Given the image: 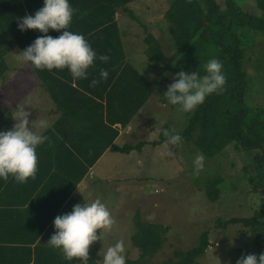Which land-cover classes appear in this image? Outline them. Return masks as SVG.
Returning <instances> with one entry per match:
<instances>
[{
    "label": "trees",
    "instance_id": "trees-1",
    "mask_svg": "<svg viewBox=\"0 0 264 264\" xmlns=\"http://www.w3.org/2000/svg\"><path fill=\"white\" fill-rule=\"evenodd\" d=\"M136 1L138 0H68L74 14L67 30L83 35L97 57L109 56L107 63H101L99 59L95 61L94 68L89 69L87 79L73 80L67 68L62 71L57 69L51 72L46 69L41 71L26 63L25 69L36 77L60 115L53 127L42 134L49 137L51 146L49 142H45L38 146L36 151L44 150L52 154L61 146L65 150H71L66 146L75 149L72 140L67 138L61 141L60 135L67 134V130L73 125L82 132H92L93 126L98 125L96 122L100 123V136L95 139L98 147L95 148L94 155L80 159L86 163V168L81 167L77 171L74 186L105 151L129 154L131 151L140 152L147 144L154 147L164 145L166 138L163 136V130H170L168 126H163L159 133V141L150 143L140 141L133 146L125 144L121 147L114 144L117 132L111 126L114 124L127 126L157 89L127 61L115 20V14L120 11L130 20L136 21L135 14L128 8L129 4ZM232 1L234 0H226V9L221 11L216 0H170L164 14L167 21L170 58L165 59L162 46L151 34L146 36L145 56L151 64H163L162 73L157 71L156 74L158 87L162 86L170 75L173 76L170 85L174 83L180 71L199 72L200 75H204L205 68L196 69L193 66L197 62L206 66L209 60L215 58L222 63L226 76L223 93L208 95L204 103L191 114L188 126L179 135L183 142H193L205 158L219 155L231 144L239 152L259 150L260 155L257 154L254 158L253 172L258 173V178H264V123L260 121L261 111L254 114L242 102L248 83L242 67L243 45L240 44L237 31L241 30V36L246 30L264 33V0H255L259 15H249L247 11H240ZM43 5L44 0H0V76L6 73V59L15 49L22 52L38 37L44 35L38 30L21 32L18 27L26 15L34 16ZM47 35L56 38L62 35V31L49 30ZM101 68L107 70V80L100 78ZM93 79L99 80L95 87L91 86ZM165 93L158 101L174 109L176 106L167 101ZM77 106L81 107L80 111L75 110ZM67 107L74 109L67 110ZM73 113L80 119L74 124L70 120ZM75 142L81 145L78 141ZM93 144L92 137L91 140L84 142L85 147L90 145L88 148L90 150ZM72 160L78 163L79 159L71 156L69 161ZM79 165L82 166V162ZM218 183L219 180L216 179L205 188L206 197L211 202L218 199L219 191L216 188ZM10 213L8 211L0 214L2 234L0 264H81L77 259L66 260L60 250L36 244V239L28 237L27 228L21 227ZM139 221L138 218L133 221V227L138 223L139 230L130 235L135 253L126 257V264H197V260L211 246L208 233H202L195 247L176 250L173 252V259L155 263L153 257L164 246L168 227ZM216 222L220 223L221 219H217ZM229 223L240 224L251 230L256 236V244L264 242V221L260 222L258 217L232 218ZM44 224L47 223H42V226ZM42 229L35 232L34 238L39 236ZM89 256L88 264H98V257Z\"/></svg>",
    "mask_w": 264,
    "mask_h": 264
},
{
    "label": "rangeland",
    "instance_id": "rangeland-1",
    "mask_svg": "<svg viewBox=\"0 0 264 264\" xmlns=\"http://www.w3.org/2000/svg\"><path fill=\"white\" fill-rule=\"evenodd\" d=\"M216 2L221 11L226 9V0ZM232 2L240 11H247L249 15L260 14L255 0ZM134 4L131 9L140 21L137 19L124 23L136 28L140 25V29L131 32L126 30L131 36H124V49L127 58L136 64L139 72L148 73L147 68L150 67L151 77L156 76L157 71L162 73L163 64L148 65L150 62H147L145 56L146 36L151 34L155 37L162 46L165 59L169 60L171 52L168 50L167 21L163 16L170 0H139ZM148 8L151 13L147 15ZM121 14L127 19V15ZM237 31L240 44L243 45L242 67L248 83L242 102L254 114L261 111L260 121L264 123V33L246 30L241 36V30ZM137 32L139 36L133 43ZM15 50L6 59V73L0 76V111L5 105L16 103L19 100L17 95L23 94L22 79L16 74L23 70L25 63L17 58L16 54L20 52ZM199 63L193 66L196 69L205 68ZM172 79L170 75L165 81V89H168ZM161 90L164 89L160 88L148 103L145 115L149 114V119L148 124L143 126L145 132H141L139 126L134 124L131 138L123 136L121 142L127 139L126 143L135 145L143 139L159 141L163 126L174 130L173 134L182 133L188 126L194 111L184 112L179 106L171 109L161 104L158 101ZM34 93L39 96L36 91ZM41 105L38 109L42 108ZM148 128L150 132L146 133ZM172 151L175 155L168 156L163 145L154 147L147 144L140 152L131 151L129 155L107 153L96 163L95 168L86 176V190L79 192L78 199L84 202H80L83 206L99 198L116 219V224L111 232L101 238V251L97 241L90 247V252L103 258L108 247L123 240L125 257H130L135 253L130 235L139 230L138 223L133 227V221L138 218L141 223L168 227L164 246L153 257L155 263L173 259L176 250L195 247L202 233H208L211 246L197 260V264H236L243 255L259 256L264 253V242L256 244V236L251 230L240 224L229 223L232 218L247 219L253 216L258 217L260 222L264 221V178H258V173L253 172L254 158L260 155V151L253 149L239 152L231 144L213 158L203 156L204 169L199 175L194 174V160L202 154L193 142L185 141ZM216 179L219 180L216 187L219 195L218 199L211 202L206 197L205 188ZM217 219H221V222H216ZM106 243L110 246H106Z\"/></svg>",
    "mask_w": 264,
    "mask_h": 264
},
{
    "label": "clouds",
    "instance_id": "clouds-1",
    "mask_svg": "<svg viewBox=\"0 0 264 264\" xmlns=\"http://www.w3.org/2000/svg\"><path fill=\"white\" fill-rule=\"evenodd\" d=\"M74 9L68 0H44V5L35 15H26L19 22V30H38L44 35L38 37L30 46L17 55L22 62L30 63L37 70L67 68L73 80L87 79L90 68L95 61L107 63L109 56L93 51L85 37L67 30L72 22ZM49 30L61 32L54 38L47 35ZM101 79L107 80V70H99ZM99 80L93 79L91 86L95 87ZM226 76L223 65L218 59H211L205 66V74L199 72L185 73L180 71L165 97L174 106H179L184 112H192L203 104L206 97L213 93H223ZM31 113L26 108L17 106L11 130L0 132V178L5 182L11 176L15 182L25 184L31 178L35 180L38 171V146L49 142V137L33 131L30 127ZM38 129L50 127L47 120H38ZM174 130H163L166 138L164 148L166 155L174 156L172 149L179 147L183 139ZM204 169V157L198 155L194 160V174L199 175ZM116 224L108 207L97 198L94 202L77 204L71 213L57 216L54 220L55 233L48 241L53 249L60 250L66 260L77 259L81 264H88L90 247L100 241L105 233L111 232ZM99 233V234H98ZM103 264H126L124 241L117 242L107 248ZM230 264V262H229ZM236 264H264V253L259 256L247 254L241 256Z\"/></svg>",
    "mask_w": 264,
    "mask_h": 264
},
{
    "label": "crops",
    "instance_id": "crops-1",
    "mask_svg": "<svg viewBox=\"0 0 264 264\" xmlns=\"http://www.w3.org/2000/svg\"><path fill=\"white\" fill-rule=\"evenodd\" d=\"M139 1V0H138ZM135 3V2H134ZM131 3L128 5V8L133 12L132 5L135 4ZM168 9V8H167ZM166 9V10H167ZM147 15L151 13L150 8L147 9ZM150 12V13H149ZM166 12V11H165ZM134 13V12H133ZM136 16V19L139 20L138 16ZM164 17V16H163ZM165 19V18H164ZM115 20L117 22L118 30L120 32L122 45L124 49V36L128 35L131 36L126 30L129 32L131 31H137V29H140V25L136 28L135 26H128L125 25L124 22H132L129 17L124 18V16L120 13L115 14ZM140 21V20H139ZM132 29V30H130ZM126 31V32H125ZM124 32V33H123ZM137 34V35H136ZM133 37V43L135 40H137V37L139 36V33L137 32ZM130 42V41H129ZM125 56L127 58L125 49H124ZM135 60V59H133ZM127 61L137 70L136 64L132 62L129 58H127ZM148 62V61H147ZM25 63V62H24ZM149 63V62H148ZM151 64V63H150ZM148 64L149 66H154L155 64ZM25 65H23V69H25ZM149 69L147 68L148 73L139 72L140 75H142L148 82L155 85L157 87L155 93L152 95V97L145 103L143 108L132 118V120L127 124V126L123 127L121 124H114L112 125V129H114L117 132V137L114 140V144H116L118 147H121L126 143L128 140L124 139V142H121V139L123 136L127 138H131L132 136V126L134 124H137L139 126V129H141V132H145L146 129H143V126L145 123L148 124V115L146 114V109L149 106L148 103L150 100H152L156 94V92L161 88L164 90H161L158 99L162 94L165 93L167 89H165L163 86H156V76L151 77ZM21 72H18L16 74L19 76L22 80V84L24 85V88H21L23 94L17 95L19 96V100L14 104H8L5 105V108L0 111V132L11 130L15 124V121L13 120L15 109L17 106H21L26 108L27 111L31 113L30 116V127L33 128V131H37L39 134H43L44 131L51 129L53 127V124L58 120V117L60 116L56 109L55 104L50 99L49 95L42 90L40 87L36 77L30 73L29 70H20ZM16 76V77H17ZM152 81H151V80ZM36 86L38 89H36ZM16 89V88H15ZM34 91H36L39 96L35 95ZM23 96V97H21ZM42 104V105H41ZM41 107L38 109V107ZM75 110L80 111L79 106H77ZM72 107H67V110ZM74 109V108H72ZM38 120H47L50 124V127L46 130H40L35 127V124ZM71 122H77L79 121V117L75 116L73 113V117H70ZM98 123L97 127L95 122H93V131L92 132H82L81 130H78L74 127L69 128L67 130V134L60 135L59 139L63 141L64 139L72 140L74 142L75 149H73L71 146H66L68 149L71 150H65L62 146L59 147L55 153L50 154L46 151H36L37 157H38V171L36 174L35 180H32L31 178L28 180L25 184H19L15 182V180L10 176L9 180L5 182L3 178H0V214H3V212L10 211V215L16 218V222L21 225L23 228H27V234L30 239L33 238L36 239V244L43 245L45 247H50L47 243L50 240L51 236L55 233V227H54V220L57 216H62L68 213H71L73 210V207L77 204H80L81 201L79 198V192L81 190H86V176L91 173V171L95 168L96 163L107 153H111L110 151H105L100 158L93 164L92 167L88 169V173L82 177V179L74 186L76 178H77V171L81 169V167L86 168V163L83 161H80L81 158L84 156H92L95 153V148L98 147L96 145V138H99L100 136V123ZM152 129V128H151ZM153 130V129H152ZM42 131V132H41ZM66 132V131H65ZM150 132V128H148V131L146 133ZM66 137V138H65ZM91 137L93 138V148L88 149L90 145H87L85 147L84 142L91 140ZM75 141H78L81 143V145H77ZM147 143H150L151 141H146L145 139L141 140ZM140 142V141H139ZM122 143V144H121ZM131 145V144H128ZM150 145V144H148ZM133 146V145H131ZM146 146V145H145ZM145 146L143 148H145ZM142 148V149H143ZM129 155V154H126ZM71 156L76 157L78 160V163H74L73 160L69 161ZM82 162V166L79 165V163ZM83 171V170H82ZM86 193V191H85ZM83 200V198H81ZM77 200V202L75 201ZM84 203V202H83ZM42 223H47L42 226ZM43 228V229H42ZM39 229H42V232L39 234L37 238H34L35 232ZM2 235V234H0ZM100 251L102 249L101 241H99ZM106 246H110L109 243H106ZM32 249L34 247L31 246ZM96 249V248H95ZM96 251V250H95ZM89 255H93L94 257H98L99 261L98 264H102L103 258L100 257L98 254H94V252H89Z\"/></svg>",
    "mask_w": 264,
    "mask_h": 264
}]
</instances>
